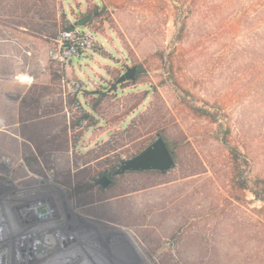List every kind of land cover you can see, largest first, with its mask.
<instances>
[{
  "label": "rangeland",
  "instance_id": "rangeland-1",
  "mask_svg": "<svg viewBox=\"0 0 264 264\" xmlns=\"http://www.w3.org/2000/svg\"><path fill=\"white\" fill-rule=\"evenodd\" d=\"M23 1L34 2L0 0V156L18 165L17 172L29 182L38 180L39 173L65 178L98 169L104 162L111 166L117 155L127 159L164 130L168 139L181 144V163L175 169L129 176L106 198L70 203L74 211L105 230L128 234L148 264H264V204L249 192L232 190L230 155L215 138L214 126L185 109L165 82L156 54L170 46L175 33L168 1L48 0L70 23L95 7L109 9L110 21L97 19L89 28L102 50L69 63L73 72L67 71L64 80L80 82L83 90L73 96L65 90L64 80L53 82L69 64L51 63L50 45L17 27L21 13L16 7ZM188 1L195 8L185 39L177 44L181 80L196 96L222 105L231 122V141L249 154L253 175L264 180L263 25L254 18L251 5H245L249 14L241 9L248 0L224 11L219 10L222 0ZM138 65L146 74L136 84L114 87L121 74ZM46 77L47 84L40 85ZM29 81L38 84L28 97L43 94V106L30 127L53 129L45 105L53 101L61 106L62 112L56 114L62 128L48 136L24 137L7 128L12 105L21 108L20 93L14 88ZM102 93L107 97L96 115L92 108ZM75 99L79 108L72 103ZM84 114L91 119L81 121ZM77 122L80 125L73 128ZM66 127L68 132L61 134ZM86 135L88 143L99 145L83 148ZM47 137L57 150L44 157L38 147ZM107 138L117 141L115 149L103 148ZM48 148L49 144L43 150ZM32 158L45 168L21 169Z\"/></svg>",
  "mask_w": 264,
  "mask_h": 264
},
{
  "label": "trees",
  "instance_id": "trees-1",
  "mask_svg": "<svg viewBox=\"0 0 264 264\" xmlns=\"http://www.w3.org/2000/svg\"><path fill=\"white\" fill-rule=\"evenodd\" d=\"M33 1L34 2L32 3L23 1L16 7V10H19V12L21 13L18 18L19 20L17 22V27L26 29V33L44 40V42L49 45H51L53 41L57 40L60 37L62 31L66 29L73 28L74 26L90 28L93 25L94 21L97 19L105 18L110 21L109 9L104 5L88 10L87 12L81 14L79 18L75 20V23H70L66 15L62 14L60 16L56 10V6L50 5L48 3V0ZM167 1L173 10L175 33L170 46L165 51H161L156 54L158 59L162 62V70L165 77V82L172 88L178 100L185 107V109H187L193 116L197 117L198 119L204 120L214 126L215 138L227 149L230 155L232 163L231 171L233 173L231 179L232 190L249 192L256 201L264 204V180L253 175L252 160L249 157V154L243 153L241 148L233 144V142L231 141V122H229L222 105L218 103V105L212 104L210 101L196 96L185 87L184 83L181 80L182 73L180 67L181 65L179 64L177 59V44L183 42V40L185 39L190 19L194 13L195 3L192 4L188 0ZM241 1L243 0H222L219 10L224 11L228 8L230 9L233 3H236V5H241ZM248 1V4L243 3L241 9H244L245 12V10H248L245 5H251L250 8L252 9V13H254V15L256 14L254 18L259 20V22L263 25L264 30V0ZM246 14L249 13L245 12V15ZM136 68L137 76L133 84H136L140 80V78L146 74V70L142 65H138L136 66ZM65 76L66 72L62 68L57 73L53 82L57 81L58 79L64 80ZM42 95L43 94L37 93L29 97L27 96L22 103L23 109L29 108L33 110V112L31 113L32 118L39 115L38 112L43 106ZM106 97V93H102L100 95L96 105L94 106V108H92L93 113L97 115V108L101 105ZM142 101L143 99L141 100V102ZM74 102L77 103L79 101L78 99H75L72 101V103ZM141 102H139L136 107H139L141 105ZM45 106H48L49 108L44 113L46 115H52V112H54L55 114L62 112L61 106L54 104L53 101L49 104H46ZM91 117L92 116L90 114H84V116L80 120L88 121L89 119H91ZM78 125L80 124L77 122L73 123L71 126L75 128ZM68 130L69 127H66L64 130H62L61 134H66ZM158 137H162L164 139L176 160V165H179L181 163V144L168 139L164 130L157 131V133L153 134L150 140L143 143L138 152L147 149L148 145L150 143H153ZM49 143L52 144V139L50 137H47L45 144ZM115 143H117V141L115 140L109 141L103 146V148L115 149ZM56 150L57 148L50 146V148L46 150V155L49 156L51 155L50 153ZM138 152L133 154L131 157H135ZM119 156L120 155L116 156L117 161L114 162L113 165H111L114 170L120 169L121 159ZM35 161L37 162V160ZM88 188L93 189L95 188V186L91 184L88 186Z\"/></svg>",
  "mask_w": 264,
  "mask_h": 264
},
{
  "label": "flooded vegetation",
  "instance_id": "flooded-vegetation-1",
  "mask_svg": "<svg viewBox=\"0 0 264 264\" xmlns=\"http://www.w3.org/2000/svg\"><path fill=\"white\" fill-rule=\"evenodd\" d=\"M40 143L38 153L47 157V153L43 150L47 144L43 141ZM53 143L55 142L49 143V146L55 147ZM143 151H139L136 156ZM133 158L129 157L125 160ZM33 160V158L28 160V164H19L21 169L36 167L35 170H42L45 168L44 166L40 168L38 163ZM122 161L124 159H121ZM3 167L8 170L11 180L15 183V191L11 199L13 202H10L9 207L10 224L4 228L0 227V240L5 249L7 248L6 258L0 264H49L50 262L56 264L58 251L66 247L73 248L76 243L72 239L75 242L68 245L66 239L62 237L70 235L62 229L64 227L70 229L75 224L69 221L71 219L69 218L68 222L62 226L60 204H63L64 209H67V203H74L76 206L78 203L86 202L88 198H106L110 193L118 190L129 176L161 174L156 171L118 174L119 170H114L108 162H104L98 165V169L83 171L76 176L61 178L56 175L50 177L45 173H39L38 180L29 182L27 179L24 180L22 173L17 172V169H20L18 165L12 163L7 167L3 165ZM103 167L106 168L102 170ZM105 177L108 179L106 187L99 183ZM91 184L95 188L89 189L88 186ZM2 196L3 194H0V198ZM67 215L72 216L71 214ZM73 228L74 226L71 229Z\"/></svg>",
  "mask_w": 264,
  "mask_h": 264
},
{
  "label": "water",
  "instance_id": "water-1",
  "mask_svg": "<svg viewBox=\"0 0 264 264\" xmlns=\"http://www.w3.org/2000/svg\"><path fill=\"white\" fill-rule=\"evenodd\" d=\"M137 68H128L117 80L114 87L133 83L136 80ZM176 167V160L162 137H158L140 155L120 163L118 174L156 171L167 174ZM105 177L99 183L106 187ZM88 225V264H144L136 243L122 231L105 230L98 222L76 217ZM72 225V224H71ZM80 225V226H79ZM72 225L85 236L84 224ZM70 227V228H72ZM86 231V230H85ZM71 264H87L85 260L74 257Z\"/></svg>",
  "mask_w": 264,
  "mask_h": 264
},
{
  "label": "built area",
  "instance_id": "built-area-1",
  "mask_svg": "<svg viewBox=\"0 0 264 264\" xmlns=\"http://www.w3.org/2000/svg\"><path fill=\"white\" fill-rule=\"evenodd\" d=\"M94 35L89 28L80 26H74L62 31L60 37L50 45L47 53L48 59L55 65L66 66L73 58L87 57L102 50V46H100ZM63 85L65 90L72 96L81 94L83 91L80 82L64 80ZM79 107L80 102H77L76 108ZM6 159V157L0 156V194H3L2 198H0V227L3 228L10 224L9 207L15 191V183L11 180L8 170L3 167V165L7 167L11 164V161L7 162ZM3 237L5 240L4 234ZM6 250L7 248L5 249L4 244L0 240V263L6 258Z\"/></svg>",
  "mask_w": 264,
  "mask_h": 264
},
{
  "label": "crops",
  "instance_id": "crops-1",
  "mask_svg": "<svg viewBox=\"0 0 264 264\" xmlns=\"http://www.w3.org/2000/svg\"><path fill=\"white\" fill-rule=\"evenodd\" d=\"M68 67H69V69L67 70V68H66V70H65L66 73H67V71H72V67L70 64ZM48 79H49V77H46V82L42 83L40 85L45 86L48 82ZM34 84H38V83H34ZM34 84L31 81H29L26 84H19V83L16 84L14 89H16V91H18L20 93V98L17 100V102L21 103V108L18 109V104H16L17 108H16L15 104H14V106L12 105V109L13 108L14 109L7 116V121L9 123L7 125V128L11 132H15V134L25 135L24 137H31V138L34 136L39 137V135L44 136L45 134H47V136H48V134L52 133V131L55 132L56 130H59L62 128V126H59L57 123V119L59 116L57 114H52L49 116V119L51 121L50 123H52L53 129L50 127V125H36L33 127L29 126L30 120H32V116L29 114H31L33 112V110L29 109V108L23 109L22 103L24 102V99L28 96L29 91L33 89ZM19 118H21L20 120H22V121L23 120H26V121L24 123H22V122H20ZM63 118L66 121L67 117H63ZM21 123L23 125H21ZM102 137L103 136H101L100 138H102ZM84 138H86V139H84L85 145L83 146V148L88 149V146H90L91 144L99 145V144H96L97 142H94V141H91V143H88V141L90 140V136H88V135H86ZM107 141H108V138L106 140H104V143H106ZM92 166H94V164Z\"/></svg>",
  "mask_w": 264,
  "mask_h": 264
},
{
  "label": "bare ground",
  "instance_id": "bare-ground-1",
  "mask_svg": "<svg viewBox=\"0 0 264 264\" xmlns=\"http://www.w3.org/2000/svg\"><path fill=\"white\" fill-rule=\"evenodd\" d=\"M6 160H7V162L11 161L9 158H7ZM67 205H68L67 207L69 209L68 208L64 209L63 204H60V218H61L62 226L68 222L69 218H71V219H69V221H72L75 225L76 224H78V225L84 224L83 226H84V229L86 231L83 230V232H84L85 236H83V238L80 237V233L78 232V230L76 228H73V229L70 228L69 229V228L64 227V229H62V231L68 232L70 235H69V237L68 236L67 237L62 236V237L66 239V241L68 242V245L72 244L75 241H76V243H74L73 248L66 247L65 249L59 250L58 254L56 256V258H58V262L57 263L54 262V263H56V264H71L72 259L74 257H76L78 259L80 258L82 260H85L88 264V263H90V260H88V225L85 223H82L80 220H78L76 218V217H81V216L77 215V213L72 208V206H73L72 204L67 203ZM67 214H71L72 216L69 217ZM85 221L88 222L87 220H85ZM64 235H66V234H64ZM72 239H74L75 241H72ZM139 251H140V253H142L141 250H139ZM64 254L68 255V256H66V260H63L64 258H62V256H64ZM67 258H69V259H67ZM51 263H53V262H50L49 264H51ZM144 264H148V263L144 262Z\"/></svg>",
  "mask_w": 264,
  "mask_h": 264
}]
</instances>
